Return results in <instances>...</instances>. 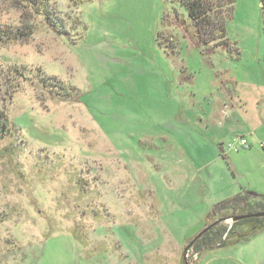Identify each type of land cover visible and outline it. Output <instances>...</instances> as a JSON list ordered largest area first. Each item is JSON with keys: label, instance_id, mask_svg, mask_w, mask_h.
I'll return each mask as SVG.
<instances>
[{"label": "rangeland", "instance_id": "374dc122", "mask_svg": "<svg viewBox=\"0 0 264 264\" xmlns=\"http://www.w3.org/2000/svg\"><path fill=\"white\" fill-rule=\"evenodd\" d=\"M232 9L224 46L168 0H0V264L196 263L264 194L261 2Z\"/></svg>", "mask_w": 264, "mask_h": 264}, {"label": "trees", "instance_id": "16d2710c", "mask_svg": "<svg viewBox=\"0 0 264 264\" xmlns=\"http://www.w3.org/2000/svg\"><path fill=\"white\" fill-rule=\"evenodd\" d=\"M24 2L39 15L49 17L54 0H18ZM184 7L192 25L196 28L200 40L204 44L219 40L226 45V22L232 15L235 0H168ZM264 32V3L261 2ZM8 124L0 113V136L7 132ZM264 210V194L243 190L234 196L213 204L207 218L221 212L230 211L232 215H242ZM217 220L205 227L191 245V255L197 257L204 251L224 248L249 240L257 232L264 229V216L246 217L231 224ZM196 237V238H195ZM185 264V262L183 261Z\"/></svg>", "mask_w": 264, "mask_h": 264}, {"label": "crops", "instance_id": "0c3cea01", "mask_svg": "<svg viewBox=\"0 0 264 264\" xmlns=\"http://www.w3.org/2000/svg\"><path fill=\"white\" fill-rule=\"evenodd\" d=\"M195 264H264V229L247 241L202 252Z\"/></svg>", "mask_w": 264, "mask_h": 264}, {"label": "water", "instance_id": "95a60500", "mask_svg": "<svg viewBox=\"0 0 264 264\" xmlns=\"http://www.w3.org/2000/svg\"><path fill=\"white\" fill-rule=\"evenodd\" d=\"M252 216H255V217H261V216H264V210L263 211H257V212H254V213H249V214H242V215H232L230 217H225V218H221L223 221H226V220H229L231 219L233 222L234 221H237V220H240V219H243V218H246V217H252ZM200 235V234H199ZM197 235V237L199 236ZM196 238V237H195ZM195 239H193L192 241H190L188 243V245L186 246L187 248V251L189 250V248H191V245H192V242L194 241ZM185 257H186V254H185ZM187 264H189V262L187 261Z\"/></svg>", "mask_w": 264, "mask_h": 264}, {"label": "built area", "instance_id": "2783aa9c", "mask_svg": "<svg viewBox=\"0 0 264 264\" xmlns=\"http://www.w3.org/2000/svg\"><path fill=\"white\" fill-rule=\"evenodd\" d=\"M228 147H229V149H233L236 151L242 147H248L247 146V140L245 138H241L240 142L238 144H229Z\"/></svg>", "mask_w": 264, "mask_h": 264}, {"label": "snow or ice", "instance_id": "6c2138e0", "mask_svg": "<svg viewBox=\"0 0 264 264\" xmlns=\"http://www.w3.org/2000/svg\"><path fill=\"white\" fill-rule=\"evenodd\" d=\"M258 2L264 3V0H258ZM183 253H187V248L183 250ZM107 264H116V256L112 255L108 258ZM185 264H187V260L185 259ZM192 264H195V260H192Z\"/></svg>", "mask_w": 264, "mask_h": 264}]
</instances>
